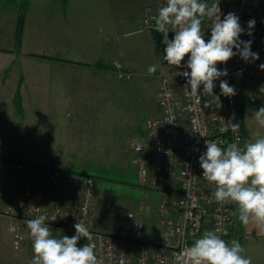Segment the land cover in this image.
<instances>
[{"label":"crops","instance_id":"0c3cea01","mask_svg":"<svg viewBox=\"0 0 264 264\" xmlns=\"http://www.w3.org/2000/svg\"><path fill=\"white\" fill-rule=\"evenodd\" d=\"M36 1L29 4L26 11L20 50L13 52L0 48V137L2 139H0V152L37 153L36 161H31L37 165L35 167L3 161L4 174L0 175V186L3 188L0 196V264H29L33 257L32 240L26 227V220L20 217V211L13 210V213L9 211L25 193L38 194L40 205L47 210L55 207H60L62 210L70 209L79 200L80 193L76 188L63 187L58 190L48 184L46 163H49L50 168L58 170L69 166L78 173L77 169L84 168L94 161L95 155L91 153L118 151L124 153L122 158L128 160V168H132L137 176L136 154L133 147L138 143L146 142V123L158 117V111L154 106V111L139 120L135 116L137 113L134 108L129 109L127 106L131 103L136 105V96L113 95L117 90H122L124 83L115 77L113 64H124L134 76H140L144 62L137 54L135 46L142 37L141 41L144 38V45L148 47L149 39L151 40L149 32V35L142 30L136 32V23L121 17L112 9V5L104 0H53L51 3L38 0L37 9L33 7ZM49 4H51L50 9H48ZM139 20L143 23L142 17ZM129 24L132 26L130 27ZM31 28H34V33ZM31 34H33L35 50L27 52L22 48ZM152 45L150 50L149 48L147 50L151 55L155 50ZM28 54L45 55L62 60L49 61L35 58L40 63L34 66L40 73L43 68L51 66L52 71L61 72L66 79L63 83L60 82L61 87L66 86V91L54 96L53 99L45 100L50 105L48 110L51 111V131L37 129V137L32 144L27 143L26 139L19 135L26 133L28 117L30 121H35L36 126L39 124L42 126L44 117L42 110L36 111L34 117L23 112L22 104L25 107V100L21 75L17 77L15 83L13 82L14 95L10 96V92L5 96V89L8 87L11 89V67L23 65L22 61L30 58ZM153 63L151 58V65ZM125 83L129 87L133 86V80ZM17 91L22 102L21 114L16 112L14 104ZM118 109H121L120 123L118 117L113 118L117 115ZM114 120L116 125L114 122L110 123ZM151 168V160H149L150 175ZM176 187L177 181L173 180L169 192L175 193ZM96 193L92 203L93 211ZM154 195L157 200L155 207H150V212L143 210L142 206L133 211L143 224L142 238L146 241L152 240L154 235L159 236L162 232L157 216V206L161 197L157 193ZM95 222L96 216L90 227L95 232L117 233L120 227L119 224L114 232L103 231L96 227ZM50 230L54 237L75 235L54 228ZM16 232H20L22 236L17 249L13 246V236ZM204 232L205 230L201 236ZM78 243L83 245L87 243V239H81Z\"/></svg>","mask_w":264,"mask_h":264},{"label":"built area","instance_id":"2783aa9c","mask_svg":"<svg viewBox=\"0 0 264 264\" xmlns=\"http://www.w3.org/2000/svg\"><path fill=\"white\" fill-rule=\"evenodd\" d=\"M206 2L211 4L213 0ZM165 4L166 0H146L142 21L149 33L155 31L152 17ZM219 7L221 19L229 12L235 13L245 31L247 22L255 19L253 35L242 34L240 39H251L252 51L258 53L257 41L260 34H264V0H220ZM211 24L212 20L207 17L202 21L206 41L210 38ZM168 35L171 39L174 33L170 31ZM187 59L186 56L182 64H186ZM113 67L119 78L128 77L121 63H114ZM217 67L220 70L227 69L228 75L214 81V94L220 95V80H227L235 88V96L220 95V108L214 104L212 107H204L210 97L203 95L201 103L196 104L185 95L186 78L178 74L188 69L172 66L168 69L169 74L162 75L159 80L156 94L158 117L146 123V142L133 147L138 181L145 183L147 189L161 197L157 206L162 229L159 236L144 240L143 224L138 215L132 212L122 218L117 233L92 231L90 227L95 219L92 203L96 183L90 177L71 173L69 166L58 170L50 168L49 163H46L45 170L48 184L52 188L60 190L63 187H74L79 191V200L73 208L62 210L55 207L47 210L40 205L38 194L27 192L9 211L13 213V210H19L20 217L26 221L46 215L47 226L64 232L75 233L74 224L82 221L93 236L92 241L87 240V243L94 245L100 264H176V254L199 238L205 229H220L225 239L227 234L224 235V231L228 233L234 222L235 208L233 204L220 205L214 200L212 192L215 185H209L202 177L199 157L206 151L205 140H225L241 146L245 143L243 111L247 105L243 104L242 95L258 79L260 68L258 60L246 63L238 55ZM230 119L240 125L236 133L230 127L222 130ZM149 160L151 175L148 173ZM173 180L177 181L175 193L169 192ZM21 241L20 232H16L13 236L15 249Z\"/></svg>","mask_w":264,"mask_h":264},{"label":"clouds","instance_id":"9594fccd","mask_svg":"<svg viewBox=\"0 0 264 264\" xmlns=\"http://www.w3.org/2000/svg\"><path fill=\"white\" fill-rule=\"evenodd\" d=\"M219 2L166 0L158 14L152 17L155 31L163 34L164 60L170 66L188 69L178 73L186 78L185 95L196 104L201 103L202 95L210 97L204 103L206 108L213 104L222 107L220 95H236L235 88L227 80H220V95L214 94V81L228 75L227 69L220 70L218 64H226L237 55L246 63L259 59V54L252 51L253 41L240 39L242 34L253 35L255 19L247 22L245 31L235 13L229 12L221 19ZM206 17L212 20L207 41L201 27ZM170 31L174 33L171 39ZM186 56V64H182ZM259 67L264 70V63ZM156 71V65L149 66L150 75ZM260 91L264 92V86ZM252 117L259 125L254 139L242 146L225 140H205L206 151L200 155L199 164L202 177L209 185H215L214 200L220 205L235 204L233 215L239 222L243 225L254 223L264 232V106L253 111ZM239 126L230 119L222 130L230 127L236 133ZM46 220V215H39L26 221L33 250L29 264H100L94 245L78 243L81 239H93L82 221L74 224L75 235L54 237ZM220 233V229L205 231L176 254V264H252L238 240L226 241Z\"/></svg>","mask_w":264,"mask_h":264},{"label":"rangeland","instance_id":"374dc122","mask_svg":"<svg viewBox=\"0 0 264 264\" xmlns=\"http://www.w3.org/2000/svg\"><path fill=\"white\" fill-rule=\"evenodd\" d=\"M26 1L28 9L29 4L33 3L34 0ZM46 1L51 3L53 0ZM104 1L110 3L112 5V9L116 11L121 17H124V19H130L133 23H136V32L138 30H142V32L145 31L149 35L147 27L141 22V20H139L143 16L146 0ZM21 2L22 0H0L1 49H7L13 52L15 51L13 30H15L14 28L16 25L18 8ZM37 4L38 0L33 4V7H36V9ZM50 7L51 4L48 5V9H50ZM129 26L131 27L132 25L129 24ZM31 30L34 33V28H31ZM141 39L142 37H140V39L137 41L138 45L135 46L137 54L144 62V65L141 67V75L134 76V74L128 71L126 69V66L122 64L123 71H125L128 77L119 78L118 72L114 68H112L117 80L124 82L122 83V90H117V92L113 95L130 96L131 94L132 97L136 96V105L135 103H131L127 104V106L129 107V109L130 107L134 108V111L137 113L135 116H137L139 120L145 118L147 114L155 110L154 106H156V94L159 87V80L162 75H168V69L172 67L168 65L163 58L164 47L159 48L158 51L154 50L153 55H151L150 51L147 50L148 48L150 50L153 42L151 43V40L149 39L148 47H146L143 42L144 38L142 41ZM257 44L259 54L258 63L260 65L264 63V34H260ZM141 47H143L144 49ZM22 50H25L27 52H34L35 45L33 41V34H31L30 38L28 37L26 45L23 46ZM151 58L154 61L152 65L157 66V71L154 74L150 75L148 73V68L151 65ZM22 63L23 65L18 64V66L11 67V89L9 87L5 89V96H8L10 92V96L14 95L15 88H13V85L17 77L21 75L23 77V99L25 100V107H23V104L21 102L23 112L28 113L30 114V116L34 117L36 111L40 112L42 110V114L44 117V120H42V126L40 124L39 126H36L37 124L35 123V121H30L28 117L26 133L24 135H19L21 136V138H25L27 143L31 142L32 144L35 137H37V129L42 128L43 131L44 129L51 131V111L48 110L50 108V105L47 104L45 100L53 99L54 96H59L61 95V92L66 91V86L61 87L60 85V82L63 83L64 81H66V79L64 78L65 75L61 72L52 71L51 66L43 68L42 72L40 73L37 67L34 66L36 63L40 62H37L35 58H26V60L22 61ZM131 80H133V86L129 87V85H127L125 81ZM262 86H264V70L260 69L258 79H256L254 83L248 86L249 90L242 95V102L243 104L247 105L244 107L243 111L245 119L244 125L246 129L245 142L254 139L255 133L259 130V125L254 121L252 113L253 111L258 110L261 106H264V92L260 91ZM120 110L121 109L116 110L117 115L113 117L115 119L118 117V123L121 122ZM38 121L40 122V120ZM112 122H114V124L116 125V120L110 121V123ZM55 126H57L56 121ZM35 154L37 153L33 151L0 152L1 157H15L26 159V161H36ZM91 154L95 155L93 157L94 161H92V163L94 164L90 163L84 168L77 169V171L81 174L89 175L95 178L97 193L94 203V211L96 214L95 224L98 229L114 232L118 229L120 220H122V218L127 213H134L133 211H136L138 208H140V206H142L143 210H147L148 212L151 211L150 207H155L157 200L156 195H154L152 191L147 189V185L145 183H140L137 180L136 173L132 168H128V160L124 159V157L122 158V155H124V153H120L118 151H108ZM4 164L5 163L3 162V160H0V175L4 174ZM0 192L1 196L3 192V188L1 186ZM234 208L235 209H233V213L236 211V205L234 206ZM15 211L17 210L15 209ZM233 221L234 222L231 236L230 238L226 239V241L230 242L233 239L240 241L242 247L245 250L244 255L251 258L252 264H264V232H261V230L254 223L243 225L234 215ZM205 231H207V229H205Z\"/></svg>","mask_w":264,"mask_h":264},{"label":"trees","instance_id":"16d2710c","mask_svg":"<svg viewBox=\"0 0 264 264\" xmlns=\"http://www.w3.org/2000/svg\"><path fill=\"white\" fill-rule=\"evenodd\" d=\"M26 10H27V1L26 0H22L21 4L19 5V8H18V15H17L16 25H15V30H14V50L16 52H18L20 50V48H21V40H22V33H23V29H24V24H25ZM162 35H163L162 33H159L157 31H151L150 32L151 40L153 42L155 51H158L159 48H161V47H165V45L162 43V39H163ZM28 56L32 57V58L49 60V61H52V60L62 61L60 59L53 58V57H48V56H45V55L28 54ZM21 82L22 81H20V83ZM14 104L16 106V112L21 114L22 113V108H21L20 95H19L18 91L15 94ZM243 135H244V139L246 140L245 125H244V128H243ZM0 160L6 161V162H10V163H13V164H24L26 166H33V167L37 166L35 163H33L31 161H26V160H23V159L7 158V157H1L0 156ZM70 172L73 173V174L90 177V178H92L95 181L94 177L89 176V175H85V174H81L79 172L76 173L73 169H70ZM95 183H96V181H95ZM233 205L235 206V204H233ZM233 205H232V207L234 208ZM232 229H233V223L230 225V228H229L228 233H227V235L225 237V240L230 238ZM240 244H241V242H240Z\"/></svg>","mask_w":264,"mask_h":264}]
</instances>
